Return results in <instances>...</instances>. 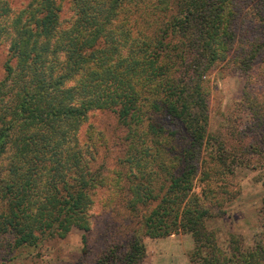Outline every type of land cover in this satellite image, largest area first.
Listing matches in <instances>:
<instances>
[{
  "label": "trees",
  "instance_id": "obj_1",
  "mask_svg": "<svg viewBox=\"0 0 264 264\" xmlns=\"http://www.w3.org/2000/svg\"><path fill=\"white\" fill-rule=\"evenodd\" d=\"M0 46V249L77 228L88 254L92 215L112 212L99 264H148L144 238L179 232L190 264H264V200L248 248L207 226L231 197L220 180L264 165V0H0ZM225 64L244 75L250 121L211 133ZM100 113L124 129L118 168L92 166Z\"/></svg>",
  "mask_w": 264,
  "mask_h": 264
},
{
  "label": "rangeland",
  "instance_id": "obj_2",
  "mask_svg": "<svg viewBox=\"0 0 264 264\" xmlns=\"http://www.w3.org/2000/svg\"><path fill=\"white\" fill-rule=\"evenodd\" d=\"M10 1L17 4L22 0ZM6 58V49L0 46V74L4 73L3 64ZM256 66L261 71L259 77H262L264 56L261 63L258 62ZM255 73L257 74L258 71L255 70ZM211 81L210 132H223L228 125L232 126L230 123L232 121L239 126V129L245 128L250 118L239 105L245 84L244 75L235 72L231 65L225 64L214 71ZM93 122L98 127L96 130L102 131L106 136L105 140L103 138L99 140L100 136H98L93 142V144L100 142L98 153L95 155V152L91 151L89 154L93 158L96 156L93 168L100 165L109 169L118 168L124 147L121 138L125 134L123 127L118 124L113 113H100L93 117ZM103 172L105 173L106 170ZM195 187L196 191H201V182L198 181ZM219 187L222 191L226 190L231 197L224 205L226 212L209 218L207 226L216 231L218 241L223 247H227L232 234L240 235L244 248L252 246L256 234L262 230L259 213L264 200V165L257 168L240 166L232 175L220 180ZM96 191H98L97 197H100L103 188ZM93 215V228L88 234L90 247L88 254L83 253V232L74 228L67 236L47 240L36 248L21 247L11 251L0 249V264H99L98 261L96 262V257L109 241L110 232L115 231L108 225L120 221L121 215L112 212ZM144 242L145 262L148 264H190L189 254L194 247L191 234L179 232L161 238L146 236Z\"/></svg>",
  "mask_w": 264,
  "mask_h": 264
}]
</instances>
